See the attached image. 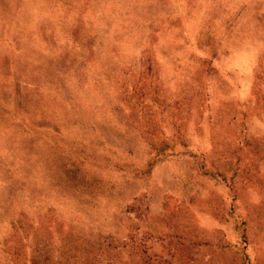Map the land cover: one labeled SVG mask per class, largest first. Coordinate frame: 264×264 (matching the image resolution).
<instances>
[{"label":"rangeland","instance_id":"rangeland-1","mask_svg":"<svg viewBox=\"0 0 264 264\" xmlns=\"http://www.w3.org/2000/svg\"><path fill=\"white\" fill-rule=\"evenodd\" d=\"M0 264H264V0H0Z\"/></svg>","mask_w":264,"mask_h":264}]
</instances>
